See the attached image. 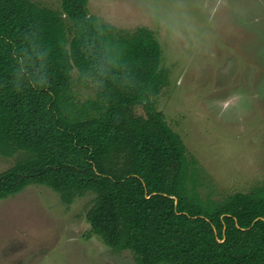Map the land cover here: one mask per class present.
<instances>
[{
    "label": "trees",
    "instance_id": "obj_1",
    "mask_svg": "<svg viewBox=\"0 0 264 264\" xmlns=\"http://www.w3.org/2000/svg\"><path fill=\"white\" fill-rule=\"evenodd\" d=\"M87 2L0 0V157L26 154L0 173V200L32 185L67 205L91 194V233L135 264H264V183L200 194L201 171L155 108L158 43L99 23ZM73 71L93 100L75 101Z\"/></svg>",
    "mask_w": 264,
    "mask_h": 264
},
{
    "label": "rangeland",
    "instance_id": "obj_2",
    "mask_svg": "<svg viewBox=\"0 0 264 264\" xmlns=\"http://www.w3.org/2000/svg\"><path fill=\"white\" fill-rule=\"evenodd\" d=\"M59 11L61 0H30ZM99 23L132 35L149 30L167 75L155 108L201 171L202 196L248 193L264 183V0H88ZM70 89L82 103L95 87ZM136 115L144 116L141 107ZM26 159L0 157V173ZM94 196L64 204L32 185L0 200V264H135L91 233Z\"/></svg>",
    "mask_w": 264,
    "mask_h": 264
}]
</instances>
